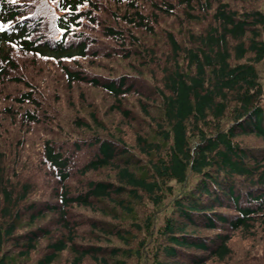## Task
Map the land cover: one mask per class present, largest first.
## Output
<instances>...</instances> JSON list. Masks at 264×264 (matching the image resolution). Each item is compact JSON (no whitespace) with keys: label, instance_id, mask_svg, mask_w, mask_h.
I'll return each mask as SVG.
<instances>
[{"label":"trees","instance_id":"obj_1","mask_svg":"<svg viewBox=\"0 0 264 264\" xmlns=\"http://www.w3.org/2000/svg\"><path fill=\"white\" fill-rule=\"evenodd\" d=\"M242 1L0 0V264H126L144 195L197 264L264 222V0Z\"/></svg>","mask_w":264,"mask_h":264},{"label":"rangeland","instance_id":"obj_2","mask_svg":"<svg viewBox=\"0 0 264 264\" xmlns=\"http://www.w3.org/2000/svg\"><path fill=\"white\" fill-rule=\"evenodd\" d=\"M240 4L243 5L244 2L239 0ZM159 44V43H158ZM156 48L160 52L158 55L160 61L158 65L154 66V73L156 78L162 74L161 67L164 65L167 67V55H171L170 48L167 49V43L164 45H157ZM69 99H74L75 103L72 105L70 110H75L81 107V112L83 110V103L77 96L76 92L69 93ZM67 103H63L66 106ZM126 139L134 144V133L128 132L126 134ZM148 196L144 195L141 200L133 205V211L126 213L122 211L124 216L130 217L131 220L136 222H141L142 226L139 229H133L137 231L141 241L139 242L135 237L130 236L128 244L133 248L139 247V249L125 250L120 253L126 259V264H161V260L164 258L170 260H176L183 264H197L195 262L188 261L182 255L167 256L161 244L166 241V238L159 233V229L164 228L165 222L170 211V205H167L164 201L158 204H154L149 201ZM144 199V200H143ZM120 213V212H119ZM149 217V223L144 227L145 219ZM163 222V226H161ZM205 230V228H200ZM115 240L121 242L119 237H114ZM230 246L232 251L224 258H219L217 256L210 257L204 261L203 264H264V222L256 220L253 225L248 228H236L232 233V238L230 240ZM67 258V262H68ZM85 264H99L95 262L92 258H86Z\"/></svg>","mask_w":264,"mask_h":264}]
</instances>
